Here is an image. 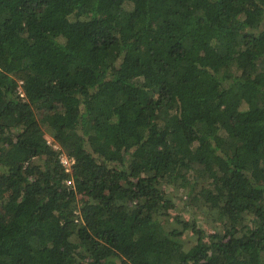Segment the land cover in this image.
<instances>
[{
	"label": "trees",
	"instance_id": "1",
	"mask_svg": "<svg viewBox=\"0 0 264 264\" xmlns=\"http://www.w3.org/2000/svg\"><path fill=\"white\" fill-rule=\"evenodd\" d=\"M0 264H264V0H0Z\"/></svg>",
	"mask_w": 264,
	"mask_h": 264
},
{
	"label": "rangeland",
	"instance_id": "2",
	"mask_svg": "<svg viewBox=\"0 0 264 264\" xmlns=\"http://www.w3.org/2000/svg\"><path fill=\"white\" fill-rule=\"evenodd\" d=\"M171 194L170 196L175 197L176 199H178V206L175 209H172L171 215L174 216L176 214H183L185 216L186 219H191V218H198L199 221L201 222L202 226H209L212 222V217H208L207 215L203 214L202 210L199 211H194V205L190 204L188 199H187V193H185L183 190H181V188H176V187H171ZM199 203V201H197ZM186 203H188V207H185L183 209V205H185ZM196 204V203H195ZM205 210H208L205 206H204ZM211 212V211H210ZM208 220V221H207ZM173 222V221H172ZM171 222V223H172ZM208 228V227H207ZM188 240L191 242L193 241V233L192 232H188Z\"/></svg>",
	"mask_w": 264,
	"mask_h": 264
},
{
	"label": "built area",
	"instance_id": "3",
	"mask_svg": "<svg viewBox=\"0 0 264 264\" xmlns=\"http://www.w3.org/2000/svg\"><path fill=\"white\" fill-rule=\"evenodd\" d=\"M61 160L65 165H68L71 161L69 160V158L65 155L61 156Z\"/></svg>",
	"mask_w": 264,
	"mask_h": 264
}]
</instances>
